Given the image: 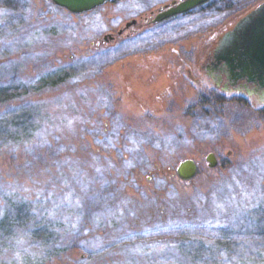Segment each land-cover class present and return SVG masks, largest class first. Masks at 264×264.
<instances>
[{
    "label": "rangeland",
    "instance_id": "374dc122",
    "mask_svg": "<svg viewBox=\"0 0 264 264\" xmlns=\"http://www.w3.org/2000/svg\"><path fill=\"white\" fill-rule=\"evenodd\" d=\"M171 1L0 0V264H264V103L199 69L263 0Z\"/></svg>",
    "mask_w": 264,
    "mask_h": 264
},
{
    "label": "water",
    "instance_id": "95a60500",
    "mask_svg": "<svg viewBox=\"0 0 264 264\" xmlns=\"http://www.w3.org/2000/svg\"><path fill=\"white\" fill-rule=\"evenodd\" d=\"M113 0H53L73 13L90 11ZM208 0H173L161 7L152 21L188 11ZM107 35L105 36V38ZM208 65V75L225 92L255 96L264 103V0L241 15L220 35ZM211 166L218 163L214 152L206 155ZM182 179L198 172V162L192 157L180 160L176 166Z\"/></svg>",
    "mask_w": 264,
    "mask_h": 264
},
{
    "label": "trees",
    "instance_id": "16d2710c",
    "mask_svg": "<svg viewBox=\"0 0 264 264\" xmlns=\"http://www.w3.org/2000/svg\"><path fill=\"white\" fill-rule=\"evenodd\" d=\"M204 3H201V4H204ZM201 4H199V5H201ZM213 93H214L215 101H217L218 103H223L224 101L229 99L228 97H226V95L223 92L219 93L216 90H213ZM230 98L232 100H236V101H239L241 103H248L247 97H245V96H243L241 94H233ZM200 103L204 104L203 102H200ZM5 104L8 106L9 102L6 101ZM0 105H1V102H0ZM258 114L260 115L261 118H264V106L258 109ZM3 135H5V133H4L3 129H2V131L0 130V140L4 144L5 140L1 137ZM7 141H8V139H7ZM25 204H26V202L22 203V200L20 202L16 203L15 205H10V204L6 203L5 204V209L7 208V215L4 216L2 220H5V219H7L10 216H13L14 220H19L22 217V215H21V207L23 205H25ZM2 222H1V224H2ZM257 223H258V221H257ZM258 235H260V237L263 238V240H264V228L260 229V232L258 233ZM69 244L70 245H68V247H70L71 251L74 250L77 247V245L74 243V241L70 242ZM64 249H65V247H64ZM66 256H67V253H66ZM62 260H64V259H62Z\"/></svg>",
    "mask_w": 264,
    "mask_h": 264
},
{
    "label": "flooded vegetation",
    "instance_id": "af4514ba",
    "mask_svg": "<svg viewBox=\"0 0 264 264\" xmlns=\"http://www.w3.org/2000/svg\"><path fill=\"white\" fill-rule=\"evenodd\" d=\"M114 1V0H113ZM113 1H110V2H113ZM108 3V2H107ZM173 3V0L171 1V3H166V4H172ZM106 4V3H105ZM165 4V5H166ZM165 5H163V6H161V7H165ZM161 7L156 11V13L154 14V16L158 13V11L161 9ZM195 7H197V6H195ZM194 7V8H195ZM193 9V8H192ZM191 10V9H190ZM189 11V10H188ZM185 12H187V11H185ZM182 13H184V12H182ZM178 14H180V13H178ZM153 16V17H154ZM153 17H151V18H149L148 19V17H147V15H145V21H150V20H152V18ZM137 22V19L136 18H134L132 21H128L127 23H126V28L124 29V28H120L119 29V31H118V33L119 34H124V33H126L127 35H129L130 34V32H128L129 30H127V29H130L129 28V26H130V24H134V23H136ZM126 32H125V31ZM221 35V34H220ZM220 35H218L216 38H214V39H212L211 40V44L205 49V60L203 61V62H199V69L201 70V71H204V72H206L207 73V75H208V71H209V69H208V65L210 64V62H211V60L213 59V57H212V54L214 53V48H215V46L217 45V43H218V40H219V37H220ZM107 37H109V38H112V39H114V38H116V35H114L113 33H110L109 32V34H108V36ZM203 42H205V41H203ZM201 45H203V43H201ZM202 47V46H201ZM188 70L190 71V72H192L191 71V69L190 68H188ZM211 77V76H210ZM211 79L213 80V78L211 77ZM195 80H199V78L197 77V79H195ZM214 82V81H213ZM218 88V87H217Z\"/></svg>",
    "mask_w": 264,
    "mask_h": 264
}]
</instances>
